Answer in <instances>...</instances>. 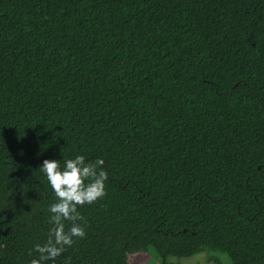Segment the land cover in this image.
Instances as JSON below:
<instances>
[{"label": "trees", "instance_id": "16d2710c", "mask_svg": "<svg viewBox=\"0 0 264 264\" xmlns=\"http://www.w3.org/2000/svg\"><path fill=\"white\" fill-rule=\"evenodd\" d=\"M150 247L264 264V0H0V264Z\"/></svg>", "mask_w": 264, "mask_h": 264}, {"label": "rangeland", "instance_id": "374dc122", "mask_svg": "<svg viewBox=\"0 0 264 264\" xmlns=\"http://www.w3.org/2000/svg\"><path fill=\"white\" fill-rule=\"evenodd\" d=\"M210 255L217 256L221 261L222 264H231V260L227 254L221 253V252H207L203 251L198 254H194L191 256L186 257H169L166 260L165 264H171L174 262H179L183 264H205L207 261V257ZM141 264H163V260L159 257L157 252L153 247L149 248V259L145 260Z\"/></svg>", "mask_w": 264, "mask_h": 264}]
</instances>
